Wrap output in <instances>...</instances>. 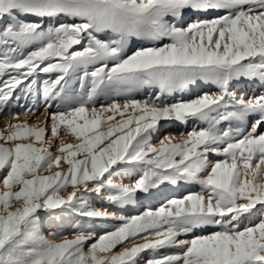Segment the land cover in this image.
Returning a JSON list of instances; mask_svg holds the SVG:
<instances>
[{
  "label": "snow or ice",
  "instance_id": "1",
  "mask_svg": "<svg viewBox=\"0 0 264 264\" xmlns=\"http://www.w3.org/2000/svg\"><path fill=\"white\" fill-rule=\"evenodd\" d=\"M0 119V264H264V0H0Z\"/></svg>",
  "mask_w": 264,
  "mask_h": 264
},
{
  "label": "rangeland",
  "instance_id": "2",
  "mask_svg": "<svg viewBox=\"0 0 264 264\" xmlns=\"http://www.w3.org/2000/svg\"><path fill=\"white\" fill-rule=\"evenodd\" d=\"M259 91H261V90L260 89H255V88L254 89H250V90H246V95L251 96V95H254V94L258 93ZM237 94L239 95L240 93H237ZM24 119H25V117H23V116L20 117L21 121L24 120ZM11 122L12 123H16V122H19V121H11ZM7 123H9V121H5L3 119H0V128H4ZM170 131L179 133V132L186 131V129L183 128V127H180L178 129H171ZM69 142H72V141H69ZM191 191H199V187L198 186H193L191 188ZM185 194H187V191L185 189H183V188L175 193V195H177V196H181V195H185ZM158 206H159V202H153L152 207L155 208V207H158ZM144 210H146V206L145 207H141L138 211L142 212Z\"/></svg>",
  "mask_w": 264,
  "mask_h": 264
}]
</instances>
